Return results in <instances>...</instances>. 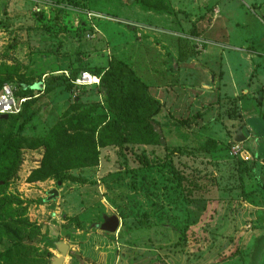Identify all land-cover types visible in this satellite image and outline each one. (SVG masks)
<instances>
[{
    "label": "rangeland",
    "instance_id": "1",
    "mask_svg": "<svg viewBox=\"0 0 264 264\" xmlns=\"http://www.w3.org/2000/svg\"><path fill=\"white\" fill-rule=\"evenodd\" d=\"M154 1L159 7H149L141 0L132 4L127 0H0V81H18L36 97L17 121L0 123L1 134L19 138L24 161L20 176L6 185L0 181V254L11 252L6 261L0 257V264L49 263L50 251L35 247L34 243L41 241L35 222L38 217L46 221L48 214L38 205L46 198L47 188L57 182L53 179L37 187L27 183L23 172L41 160L43 147L33 148L38 139L54 127L71 131L73 126L87 133L93 149L98 141L108 144L120 138L106 126L110 121L108 101L99 89L87 87L74 98L64 87L43 92L34 86L52 84L63 70L100 74L111 62L137 76L139 72L133 68L144 72L149 58L170 54L163 53L168 47L178 52L183 67L176 78L187 92L177 93L179 106L154 116L161 126V145L98 147L103 175H95L91 185L103 184L100 192L120 218L121 228L124 222L139 228L127 237L134 245L128 251L131 264H264V171L253 163V155L242 163L234 148L240 141L236 134L239 139L244 137L243 126L251 129L247 131L252 135L249 140L255 137L253 130L227 101L196 108L185 102L187 93L194 94L200 81L210 80L208 70L215 73L221 69L228 86L245 83L250 62L243 45L247 42L248 49L260 50L264 44V0H233L212 25H199L204 37L218 42L207 45L213 49L210 55H202L196 42L179 34H200L191 30L198 23L194 18L201 13L197 4H191L193 0ZM215 1L208 0V4ZM150 9L162 11L160 18L149 14ZM88 11L108 20L89 21L85 18ZM164 41L170 45L159 48ZM174 41L177 44L173 45ZM192 53L198 54L197 58H190ZM254 75L256 86L262 76L259 71ZM146 79L149 83L159 81L158 77ZM214 96L194 100L200 103ZM244 104L253 105L250 100ZM197 110L201 112L193 116ZM203 118L205 121H195ZM169 133L170 144L176 138L181 141L167 150L162 146ZM206 134L220 139L221 155L207 156L198 150L206 143ZM259 142L264 144V139H256V148ZM140 163L149 169L143 170ZM242 175L246 178L241 184ZM179 179L181 183L176 185ZM66 200L64 208L73 204V196Z\"/></svg>",
    "mask_w": 264,
    "mask_h": 264
},
{
    "label": "crops",
    "instance_id": "2",
    "mask_svg": "<svg viewBox=\"0 0 264 264\" xmlns=\"http://www.w3.org/2000/svg\"><path fill=\"white\" fill-rule=\"evenodd\" d=\"M134 1L135 0H127L129 4H132ZM231 1L233 0H218L215 1V3L212 4L211 6L208 4V0H193V2L191 1L193 7L194 6L196 7L197 4L198 8H201V13L194 18V19L198 18L195 20L196 22L198 21V23H195V26L191 29L193 32L196 30L200 34L196 35L195 33L196 36L186 35L183 34L182 32H180L179 34L184 37L190 38L192 41L196 42L197 43L196 48L202 51L201 53L202 55H208V54L210 55V52H212L213 49L207 47V45L212 44L215 46L218 44V42L215 40H210L209 37H204L202 33L203 29H201L199 25L200 24L202 26L207 25V27L212 25L215 21H217V19H219L220 15L225 13L224 7L230 5ZM239 6L241 7V2ZM151 10L152 9H150V11L148 12L149 14H152L153 17L156 16L160 18V15H158V13L162 11L155 12V10L152 11ZM1 11H2V15H6L5 8H2ZM154 12L155 15H153ZM100 18H104L105 20H108V18H106L105 16L104 17L102 16ZM204 22H207V24H205ZM150 26L153 27V25ZM155 34L158 36L157 33ZM168 44H169L168 41H164L159 48H163V46H168ZM174 44H177V42L174 41L173 45ZM249 44L250 43L246 42L243 45L246 48L245 49L246 55L250 62L248 66L249 72L246 73L245 75L248 81L245 80L244 84L241 83L238 85L228 86L223 80L225 73L221 69H219L215 73H212L211 70H208L207 71L208 74L211 75L210 80L207 79V81H203V80L200 81L198 89L193 91L194 94H190L189 92L187 93L188 97L185 98V102H189V103L191 102L193 105H196L193 106L196 108L197 105H202V104H204L203 107H206L209 105L208 103L210 102L221 105L223 104L224 101H227L233 104L232 106L235 107V111L237 110L236 115L238 117H241L243 121L254 118V116L255 118L261 117L262 112L264 110V77H263L264 76V44L260 46V50L248 49ZM171 48L169 47L166 49L163 48L164 54L166 53V51H170L169 55L165 54L167 56L160 55L161 57H157V59H152V60H150L149 58L147 60L149 61V64H147L148 66L147 67L144 66L145 69L144 72L141 73L139 70L133 68V70L136 73L138 71L139 73L142 74L141 76L139 75V73H137V76L147 86L148 94L160 103L161 105L160 116H163L165 112L167 113V110L168 111L169 109L172 110L180 105L179 102L181 101H178L179 96L177 95V93H182V91L183 93L187 92L185 90V87H183V84L180 83L179 79L176 78L177 73L179 72L182 64L180 62V59L178 58V52H175V50ZM193 53L189 57L197 58L198 54H193ZM170 55L171 57H169ZM169 65H170V69H169ZM257 71L260 72L262 79H259L258 84H256L255 86V84L253 83V76H255L254 74ZM62 72H68V70H63ZM151 77H158L159 78L158 83L157 82L149 83L146 78H151ZM167 86L169 87V91H167L168 88ZM207 94H212V96L213 95L215 96L213 98H210L209 100L205 99L204 101L201 100L200 103L199 102L195 103L194 100L195 98H197L198 96L200 97L205 96ZM172 96H174L173 98L174 100L172 99L173 101H171ZM192 96L193 98L189 100ZM247 100H250V102L253 105L250 106L248 104H244L245 101ZM199 111L200 110H197L193 114V116L197 115ZM182 119L185 120L186 118H182ZM204 119L205 118L197 119L195 121L202 122L205 121ZM237 123L240 124L241 122L237 121ZM244 128L245 127H243V129ZM243 129L242 131L244 137H242V139L238 138V133L237 134L234 133L237 136L235 139L240 140L237 141L238 145H235L234 148L238 149L236 155L239 157L242 163L243 161L249 160L250 155H253L254 157L253 153L255 152V148H256V138L254 137L253 140H249L252 138L251 133L250 135H248L249 134L248 132H250L251 129L247 130V128H245L248 131L247 132L248 134H246L245 130ZM233 130L234 131L236 130L235 126L233 127ZM170 134L172 133H169L166 136V142H165L166 144L162 146L164 147V149L165 147L166 149L167 148L169 149V147H172L173 145L177 144V142L181 141L179 138L175 137L177 142L175 141L174 144L173 143L170 144L172 140V136L169 137ZM206 139L214 140L216 142V145L212 151L205 152L204 154L207 156L212 155L215 157L216 155H221L222 152H218L221 145L220 139L215 137L214 135L212 136V134H206ZM251 142L253 144H250L251 146L247 151V147H248L247 145L248 143ZM243 144L244 146H242ZM236 149L234 151H236ZM254 159H253V163L256 162L255 163L256 166L260 167L261 171H264V167L262 168V166H264V162L261 159H255V160ZM100 163L101 161L99 160L97 166L82 168V169H74L70 171L71 175L75 177H81L86 180L85 182L81 183V182L65 180L64 182L61 183V185L58 186L56 183L55 186H50L45 191L44 197L46 198L43 199L42 201L43 203L41 202L40 205H38V207L43 209L48 215L46 216L44 215L46 221H43L42 217H38V219L35 222V224L39 226V230L41 233V235H39V239H41V241H39V243L37 242L34 244L35 247H43V249L50 251L49 253L51 256L48 258L49 263L47 264H53L54 258L61 257V254L57 249V245L59 243H63L67 245V252L64 256H62L61 264H131L132 263L131 260L129 259L131 257L128 256V251L131 252L130 249H133L134 247L127 240V237L129 235H125L122 232L120 218L116 215L111 205L107 203V200L100 192L101 188H103V184L98 183L99 185L98 184L91 185L92 181H96L95 175L98 174L100 178L103 175L102 174L103 168L102 165H100ZM38 164L39 161L35 162V165L27 168L26 170L23 169V172H25L24 173L25 177H27L30 171L36 168ZM22 166L23 164L20 167L18 176H20V171L22 169ZM91 176H94V178H92ZM245 178H246L245 176L243 175L241 176V184L245 182L244 181ZM46 182L52 183L53 179H47L44 181H36L31 183L27 182V183L38 187V185H42ZM90 187L93 189V192L88 191L90 190ZM53 188L57 190L58 195L54 199L47 200L48 192ZM68 195L73 196V204L71 206L66 205L64 208L62 204L66 203L67 201L66 197ZM151 215L155 216V214L152 213ZM110 218H116L119 222L118 227L115 231H108L104 228V225L106 224L107 220ZM75 220L77 221V223L75 222ZM255 220H257L256 217ZM77 224H79V226H77ZM121 232L124 235L123 240H121V235H122Z\"/></svg>",
    "mask_w": 264,
    "mask_h": 264
},
{
    "label": "trees",
    "instance_id": "3",
    "mask_svg": "<svg viewBox=\"0 0 264 264\" xmlns=\"http://www.w3.org/2000/svg\"><path fill=\"white\" fill-rule=\"evenodd\" d=\"M141 1L144 5H148L149 7H159L154 0H152V3H149V0ZM79 72L78 70H72L71 72H67L68 76H66L64 72H61V76H56L52 84L43 83L40 91L46 88L56 90L60 87H64L70 92L72 97L76 98L87 88L81 87L78 89L77 94H74L75 89L71 80H73ZM96 75L100 77V84L98 86L88 87L99 89L107 99V111L110 116V121L106 123V126H109V128L113 130L117 138L120 136L119 140H114L108 144L99 143L98 141L96 142V147L94 144L93 149L88 145L89 136L86 132L81 130V128L73 126L71 128V133L68 128L54 127L46 136L43 135L38 139L36 146H33V148L42 146L43 154L38 166L32 169L27 176L26 181L28 183L44 181L49 178L61 183L65 180L81 183L85 182V179L71 175L70 171L97 166L99 162L98 147L103 148L109 144L121 146L126 143L144 146L161 145V126L154 119V116L160 112L161 105L148 94L147 86H144L133 72L126 70L124 66L115 62H111L104 71ZM6 82L14 84L15 96L17 98L27 97L28 99L22 103L21 111L18 114H10L7 118H0V123H6L11 120L17 121L25 113L27 105L36 98L30 95L29 90L21 86L18 81L5 79L0 81V87ZM155 124L158 125V128L154 126ZM245 124L252 128L256 139H264V110L260 119H247ZM215 145L216 142L214 140L208 139L204 144L205 147L203 146L198 150L203 153L210 152L215 148ZM73 148H76L74 153L71 152ZM64 151L66 152L65 155H63ZM143 155H145L144 158L146 160L150 161V158L145 153H143ZM254 158L261 159L264 162V144L261 142H259L257 148H255ZM22 162L23 155L19 138L11 133L1 134L0 131V166L2 168L0 181L2 185H6L9 181L18 177ZM140 167L142 169L144 168L143 170L145 171L149 169L144 163H140ZM164 170L162 173L165 176L166 168ZM180 181L179 179L176 185H180ZM152 225L158 226L160 224L152 222ZM121 229L123 234L130 235L134 229L139 228H133L130 224L124 222ZM10 253L11 252L7 251L4 254H0V257L4 258V261H6Z\"/></svg>",
    "mask_w": 264,
    "mask_h": 264
},
{
    "label": "built area",
    "instance_id": "4",
    "mask_svg": "<svg viewBox=\"0 0 264 264\" xmlns=\"http://www.w3.org/2000/svg\"><path fill=\"white\" fill-rule=\"evenodd\" d=\"M86 18L91 21L93 18H100L101 15L93 12H86ZM92 28L94 25L92 24ZM93 32V31H92ZM90 36V34H87ZM93 36V35H91ZM66 76H68L67 72H64ZM71 83L74 86L76 95L78 89L81 87L88 86H98L100 84L99 75L90 73L88 71H80L78 75L71 80ZM28 99L27 97H16L15 96V86L12 83L6 82L3 83L0 87V116L1 115H10V114H18L21 111L22 103Z\"/></svg>",
    "mask_w": 264,
    "mask_h": 264
},
{
    "label": "water",
    "instance_id": "5",
    "mask_svg": "<svg viewBox=\"0 0 264 264\" xmlns=\"http://www.w3.org/2000/svg\"><path fill=\"white\" fill-rule=\"evenodd\" d=\"M36 89H40L41 88V83L40 84H37L34 86ZM8 115L4 114V115H1L0 118H7ZM246 134L247 133V130L244 128ZM57 185H61V182H57ZM58 195V192L55 188L51 189L49 192H48V197H47V200H51V199H54L55 197H57ZM118 220L116 218H110L107 220L106 224L104 225V228L108 231H115L118 227ZM57 249L59 251V253L61 254V257L59 258H54L53 259V264H61L62 263V256H64L67 252V245L66 244H63V243H59L57 245Z\"/></svg>",
    "mask_w": 264,
    "mask_h": 264
}]
</instances>
